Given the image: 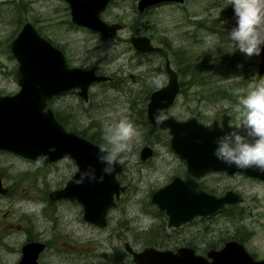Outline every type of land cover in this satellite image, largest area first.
I'll return each mask as SVG.
<instances>
[{
	"label": "rangeland",
	"instance_id": "obj_1",
	"mask_svg": "<svg viewBox=\"0 0 264 264\" xmlns=\"http://www.w3.org/2000/svg\"><path fill=\"white\" fill-rule=\"evenodd\" d=\"M136 1L111 0L104 17L124 26L115 36H101L100 40L85 31H69L70 28L62 21L65 18L64 4L58 0H0L1 89L13 91L18 87L12 73L17 61L9 48L10 40L22 24V21L17 24L15 20L18 11L22 18L27 14L35 19L40 18L47 31L44 32L62 44L71 58L75 57L71 63L88 66L87 63L100 60L101 72L114 76L121 73L125 80L119 84L125 86L132 82L128 76V73H132L136 82L131 84L137 91L127 97L122 85L118 88H111L110 84L101 85V96L96 94L92 95L93 100L89 98L92 102L90 115L81 112L83 116H78L77 111L67 112V106L78 101V97L73 98V93H61L50 102L71 129L76 125L78 131L84 132L87 126L85 122L91 119L92 127L88 133L99 132L101 140H105L106 130L120 119L130 120L136 128V135L117 156L123 164L117 178L126 187L116 198L115 205L109 208L106 226L99 227L85 221L81 205L77 202L64 198L49 199L48 192L62 187L76 168L70 159L62 158L37 166L36 160L0 150V175L3 185L7 187L6 193H0V264H16L21 255L20 246L28 236L46 242V248L39 257L40 264H135L126 252L124 242L129 241L135 249L141 248L143 245L135 243L131 233L135 236L139 229L161 222L157 219L159 207L151 201V193L168 182L172 175L178 174L181 163L178 154L170 147L167 130L156 129L155 134L146 137L148 126L145 122L139 126L130 118L132 115L119 116L131 110L128 101L138 99L140 93L142 96L140 90L146 80L147 83L157 82V77H162L158 85L166 83V72L157 67L164 69V61L168 57L176 69L171 49L173 51L178 46L177 52L184 51L179 60L186 61L185 55L194 63L207 58L209 67L201 74L205 80L203 86L199 83L188 86L187 77L179 75V80H185V84H182L171 108L175 117L190 116L196 112V106L202 105V118L210 122L216 116L215 111L225 110L230 104L227 99L217 95L219 85L233 79L248 80L254 75L251 70L257 76L254 66L235 64L239 59L242 63L247 55L236 51L228 40V33L236 27L234 8L229 0L163 2L141 13L136 8ZM19 5L27 7L26 11L23 10L25 15L18 10ZM132 30L150 35L161 52L141 56V61H138L128 40ZM80 55L81 58H78ZM260 78H264V75ZM252 85L254 82H250L247 89ZM244 88L239 89V93H246ZM97 89V85L91 88L92 91ZM235 115L236 118L241 117L240 112ZM145 144L153 147L154 154L141 161L139 150ZM104 145L112 148L107 142ZM214 178V174L208 173L200 179L209 191L223 190L227 182L215 181ZM243 179L242 175L237 174L231 180V185L243 197L242 203L236 207L239 212H235L232 221L229 214L220 213L214 229L220 233L217 234L219 239H227L237 223L244 224L250 228L249 234L253 235L250 238L251 248L264 255L263 190L258 184H252L251 179H248L249 182L245 180L246 183ZM197 222L195 228L201 234L206 221ZM183 229H190V226L186 225ZM180 238L182 236L179 235Z\"/></svg>",
	"mask_w": 264,
	"mask_h": 264
},
{
	"label": "water",
	"instance_id": "obj_2",
	"mask_svg": "<svg viewBox=\"0 0 264 264\" xmlns=\"http://www.w3.org/2000/svg\"><path fill=\"white\" fill-rule=\"evenodd\" d=\"M68 1L71 4L74 21L81 25L101 30L105 36L115 34L121 27V23H107L102 18L100 20L97 15L93 16L96 9L94 4H91L92 14L81 17L79 15L84 14L81 13V8L87 7V4L85 2L82 4L80 0ZM107 1L101 0V10ZM161 1L182 3L184 0H138L137 6L142 10L147 5ZM130 40L135 48L142 51L159 48L152 45L146 35H133ZM10 48L19 66V89L12 94H0V149L33 160L41 154H46L48 159L43 164L62 158H72L76 170L62 187L50 190L48 197L51 200L61 198L77 200L82 205V216L85 220L105 226L108 209L115 205V199L126 187L116 177L122 164L118 162L111 175L103 174L101 169L104 165L97 160L101 145L67 130L56 118L53 110L47 106V101L55 94L72 87H77L79 94L86 97L88 85L93 80H105L109 76L96 74L93 69L69 66L63 52L41 36L29 21L23 24L11 40ZM260 57L259 71L262 72L264 45H261ZM165 71L168 75L167 81L151 91L146 113L153 127L168 129L170 147L185 160L186 170L190 175L185 178L174 176L169 182L152 191L151 201L164 210L168 217V225L178 226L195 215L209 214L225 203L241 200L240 195L232 190L221 195L208 192L199 186L195 177L211 170H225L242 171L251 176L264 178V172L252 168L239 169L235 165L229 166L218 161L213 155L216 138L223 135V132L231 131L228 126L232 125L226 123L225 118L221 123L214 121L205 124L196 116L177 119L171 114L169 107L177 96L180 85L177 71L169 60H166ZM158 109H165L169 117L162 125H156L154 120ZM52 148L55 151H50ZM151 151L149 145L143 146L140 157L147 158ZM90 167L95 169L97 179L76 184L75 181L80 178V174ZM101 175L102 181L99 179ZM6 192L7 187L3 185L0 177V193ZM44 246L41 240L23 243L17 264H39L37 258ZM125 246L136 264H200L201 261L199 255H196L191 247L186 246H180L176 250L159 249L154 246L133 250L127 242ZM208 255L212 256L213 260L207 264H264V258L254 259L243 244L236 240L226 241L222 248L211 250Z\"/></svg>",
	"mask_w": 264,
	"mask_h": 264
},
{
	"label": "flooded vegetation",
	"instance_id": "obj_3",
	"mask_svg": "<svg viewBox=\"0 0 264 264\" xmlns=\"http://www.w3.org/2000/svg\"><path fill=\"white\" fill-rule=\"evenodd\" d=\"M58 1H60L61 3L64 4L63 7L61 5V7L63 9V14L65 16V18L62 21H63V23H65L67 25L68 28H70L69 31H72V29H75L77 31L78 30L85 31L88 34H90L92 37L100 38V40H101V36L103 38H111V37L115 36L117 34V32H119L123 28V26H124L123 23H121V27L119 29H117V31H116L115 34L105 36L104 34L101 33V30H95V29H92V28H90L88 26L81 25V24L75 22L74 21V18H73V14H72L71 4H70V2L68 0H58ZM80 1H82V4L85 2L87 4V7H84L83 6V8H81V13H84V14H80L79 16H81V17H83V16L84 17H88V14L91 15L92 14L91 12L93 11V8H91V4H94L95 7H96V9H95V13L93 14V16L97 15V17L100 20L102 18L107 23H120L118 21H110V20H108V19H106L104 17V13L107 12L106 10H107V8L110 5L111 0H108L107 1L105 7L102 10H101V0H80ZM87 1H90V2H87ZM137 1H136V8H137V10L140 13L143 12V11H145V10H147L148 7L154 6V5L159 4V3H163V2H176V1H161V2H158V3H155V4L147 5L142 10H140L138 8V6H137ZM24 9H25V11L27 10V7L25 5L24 6H20L19 5V8H18L19 11H21L23 13V10ZM17 13L18 14H17L16 19H15L16 22H17V24H20L21 21H22V24H21L19 30L22 28L23 24L26 21H29L34 26V28L37 30V32L41 36H43L46 39H48L53 45H55L56 47H58L63 52V54L65 56V59H66V61H67V63H68L69 66H80V67H83V68L93 69L96 74H99V75L105 74V75H108L109 76V78L108 79H105V80H101V79L100 80H93L88 85L86 97H83V96H81L79 94V89L77 87H72V88L67 89L65 91H61L58 94H55L54 96H52L49 99L50 101L55 96H57V95H59L61 93H73V95H72L73 98L75 96L78 97V101H77V104L74 103L70 107L68 105L67 106V112H69V113L70 112L71 113H75L77 111V115L78 116H83V113H86L87 115H90L89 114V106L92 104V102H91V100L89 98H91L92 95L93 96H95L96 94L100 95L101 85L104 86L106 84H110V87L111 88H112V86L118 88L119 85L120 86L122 85V84H119V83L123 82L125 80V77H123V75L121 73H119V72L115 76H114V74H106V73L101 72V62H100V60H97L96 62L87 63L86 65H88V66L82 65L81 62H79L81 64L71 63V61L74 60L75 57H72L73 58L72 59L66 53V50L64 49V47H63L62 44H60L53 37H51V36H49V35H47L45 33L47 31H46L43 23H41L40 18L35 19L31 15H28V14L25 15L24 13L23 14L25 16L22 18V14L20 12H18V11H17ZM43 27H44V30H43ZM19 30L17 31V33L19 32ZM15 35L13 36V38L15 37ZM133 35H146V36L149 37V40H150L151 44L152 45H154V44L152 42V38L150 37V35H147L145 33H143V34L136 33L135 30H132V34L129 35L128 40L130 42V47L133 48L134 51H135V54L136 55L134 57H136L138 59V61H141V56H145V55H148V54L154 53V52H156V53L161 52V50H159V48L156 49V50H151V51H142V50H139V49L135 48L132 45L131 40H130V37L133 36ZM11 40H10V42H11ZM155 46H157V45H155ZM9 48H10V43H9ZM238 50L239 49L236 48V51H238ZM10 52H11V48H10ZM78 58H81V55L78 56ZM244 59H243V62L241 64V66H250L251 68H252V66H254L253 69L256 68V75H257V76H254L255 75V72L253 70H251L252 73L254 74L253 75L254 77L251 76V77L248 78V80L247 79H242V82H243L242 84L245 86V88H244L245 90L244 91L247 93V91L249 90V89H247L248 86H249V83L250 82H254V84L258 83L259 80L261 79L260 76L261 75H264V70L262 72L259 71V66L261 64V57H260V55L259 56L253 55L250 58H249V56H247ZM166 60H169V62L171 64L170 59L168 57H166L165 58V61H164V71H165ZM157 69H159V68H157ZM12 73H13L14 80L18 84V77H19V66H18V63H17L16 68L12 70ZM128 76L130 77V81H132L131 83L136 82V78H134V74L128 73ZM178 79H179V75H178ZM235 80H239V79H235ZM147 81L148 80H146V81L143 82L144 87H143L142 90H140L142 92V96H141V93H140V97L138 99H132L131 101H128L129 102V107H130L131 110L129 112H125V113L119 115V116L122 115L123 118L125 116L130 117L129 115H132V117H130V118L133 121H135L139 126H141L142 123L145 122L146 125L148 126V129L145 132L146 137H148V136H150L152 134H155L156 133V129H164V130H167L168 131L167 128H155V127H153V125L148 120L147 113H146V109H147V103L149 101L150 93H151V91L153 89L160 87V85L154 87L153 89H151L150 93L147 94L145 92V84H147ZM131 83L130 84H126V86L125 85H122L123 86L122 87L123 93L127 97H130L129 96L130 93L137 92L135 90V88L133 87V84H131ZM156 84L158 85V83H156ZM95 85L98 86V89L96 91H92L91 88L93 86H95ZM179 85H180V83H179ZM18 89H19V85H18L17 89L16 90H13V91H6V90L0 88V94L1 95H4V94H12V93H15ZM98 90H99V92H98ZM127 90H128V93H127ZM179 90H180V88H179ZM246 93H239V94L230 95V96L229 95L228 96H222V98L223 99H227L230 104L227 106V108H225V110L215 111L214 114L216 116L213 117L210 122H208V120H205V119L202 118L204 116V115H202V109H203L202 105L196 106L197 107L196 112L194 114L190 115V116H196L199 121H201V122H203L205 124H211L214 121H217V123H221L222 120L225 118L226 123H228V124H230L232 126H235V125H237L240 122V117L239 118H236V115H235L237 112H239L237 110L238 109V100H239L240 95L246 94ZM91 99L93 100V98H91ZM99 100H100V103H101V98ZM48 101H47V106L50 107L53 110V112H54L55 109L53 107H51V106L48 105ZM173 103H174V101H173ZM173 103L169 107V111L170 112H171V108L173 106ZM90 108H91V106H90ZM205 109H206V107H205ZM79 110H80V112H79ZM81 112H83V113H81ZM190 116H187L185 118H179V117H175V116L174 117L177 118V119H186V118H188ZM90 120L91 119H88L85 122V123H87V126L84 129L85 130L84 132L78 131L77 130L78 126H76V125H74L75 128L73 127V130L72 129H68V128H66V129L67 130H70V131H74V132L78 133L79 135H81L83 137H86L87 139H89V140H91V141H93V142H95V143H97L99 145H103V144H101V141L102 142H105V143H106V141L105 140H101V134H99V132H97V133L93 132L91 134L88 133V130L92 127V125L90 126ZM74 129H76V130H74ZM80 129H82V126H81ZM150 141H152V139ZM145 145H149V144H145ZM145 145H143V146H145ZM104 146L107 147V148H109L106 145H104ZM150 147L152 149L150 156H152L154 154V151H153V147L152 146H150ZM142 148L143 147H141L140 150H139V157H140V152H141V149ZM0 150H2V151H8V150H3V149H0ZM150 156H148V157H150ZM147 158L142 159L140 157L141 161H144V160L146 161ZM68 159H70L75 164V162H74V160L72 158H69L68 157ZM117 160L120 161L118 158H117ZM180 163H181V165H180V168H179V171H178L179 173L172 175V177L170 178V180L174 176H176V175L181 176L183 178H185L187 175H190L187 172V170H186L185 160L182 159L181 157H180ZM121 164H122V162H121ZM75 166H76V164H75ZM122 167H123V164H122ZM75 170H76V168L74 169V171ZM74 171H73V173H74ZM208 173H212V174L215 175V178H214L215 181L216 180L217 181H223L224 180V183L227 182V184L224 185V189L223 190H214V191L211 190V191H209L210 189H206L204 187V184H203V182H202V180L200 178L202 176L208 174ZM237 174H240V175L243 176V178H244L243 181L246 180L247 182H249L248 179H251L252 180V182H251L252 184H258L261 187V189L263 190V194H264V178L263 177L251 176V175H248V174H246V173H244L242 171H233V172H227L225 170H211V171H208V172H206V173H204L202 175H199V176L195 177V179L197 180V182L199 183V186L201 188H203L204 190H206L208 192H211V193H213L215 195H221V194H224L228 190H232L234 192H237L240 195L241 200H237V201L225 203L222 206H220L219 208H217L216 210H214L212 213H209V214H205V215H199L198 214V215H195L190 220H188L186 222H183V223H181L178 226L168 225V217H167V215L165 214L164 210L158 208V212H157V217L158 218L157 219L158 220H161V222L159 224H156L155 226H152V227H149V228L139 229L138 234H135L134 233L135 236L133 235V233H131L132 236H133V240L135 241V243H139V244L141 243L143 246L141 248L135 249L133 247V245L129 241H125L124 242V248H125L126 252L132 258L131 252L126 249V246H125L126 245V242L131 246V248L133 250H141L145 246H154V247L159 248V249H167L168 248V249L176 250L180 246H186V247H191L193 249L194 253L196 255H199L200 260H201L200 261V264H207L209 262H212V260H213L212 256L208 255V252L209 251H211V250H218V249L222 248L224 246V244L226 243V241L236 240V241L241 242L243 244V247L253 256L254 259L259 260V259L264 258V255L263 254L257 253L255 250H253L251 248L252 245L250 243V238H252L253 235L251 236L249 234L250 233L249 232V229L250 228L246 227L244 224H241L240 222L237 223V226L234 227V229H232V232H231V234L229 235V237L227 239H225L223 237L219 239V237H218L217 234H220V233L217 232L214 229V224H215L216 218H217V216L220 213H222V214H224V213L229 214L231 216L230 218H231V221H232V217L235 215V212H237V211L239 212V210L236 209V207L238 208V205L240 203H242L243 197L241 195V192L235 190L234 187L231 185V180ZM0 177L2 179V176L1 175H0ZM116 177H117V174H116ZM246 181H245V183H246ZM2 183H3V179H2ZM240 183H241V181H240ZM64 200H68V201H71V202H77L79 205H81V203H79L75 199H64ZM115 201H116V199H115ZM81 208H82V205H81ZM107 213H108V211H107ZM82 214H83V208H82ZM82 218H83V216H82ZM106 219H107V214H106ZM198 220H200V221H206L205 222V225L203 226V231H202L201 234H200L199 230L195 228L196 224H198V222H197ZM85 221H87V220H85ZM88 222H90V221H88ZM107 222H108V220H107ZM90 223L101 227V225L95 224L93 222H90ZM232 224H233V222H232ZM235 224L236 223H234V226H235ZM186 225H189L190 226V229H183L182 230V227H184ZM157 226L158 227L161 226V228H158ZM127 229H128V227H127ZM179 235L182 236V238L179 239ZM176 236H178V238ZM207 237H209L208 240H207ZM30 240H39V239L32 238L31 236H28L26 238V241L25 242L30 241ZM178 240H181V241L178 242ZM172 241H173V243L171 244ZM43 242H44L45 246L40 251V253L38 255V258H37L38 262H39L40 254L46 248V242L45 241H43ZM166 245H167V247H165ZM20 251H21V246H20ZM100 257H101V251H100ZM18 260H17V262H18ZM17 262H16V264H17ZM39 264H40V262H39Z\"/></svg>",
	"mask_w": 264,
	"mask_h": 264
},
{
	"label": "clouds",
	"instance_id": "obj_4",
	"mask_svg": "<svg viewBox=\"0 0 264 264\" xmlns=\"http://www.w3.org/2000/svg\"><path fill=\"white\" fill-rule=\"evenodd\" d=\"M229 4L234 8L236 27L228 33V40L247 56H259L261 45H264V0H229ZM160 79L162 77H157V83ZM237 110L241 113L240 122L228 126L231 131L223 132L221 128L223 135L216 138L213 155L229 166L264 172V78L252 85L246 94L240 95ZM168 119L165 109H158L154 116L156 125H162ZM135 135L136 128L128 119H120L106 130L104 139L112 148L99 147L97 160L104 165L101 169L103 174L111 175L114 172L115 165L122 162L117 161L118 154L127 148ZM47 159L46 154L39 155L36 158L37 166ZM96 179L95 169L90 167L80 174L75 183ZM99 179L102 181L103 175Z\"/></svg>",
	"mask_w": 264,
	"mask_h": 264
},
{
	"label": "trees",
	"instance_id": "obj_5",
	"mask_svg": "<svg viewBox=\"0 0 264 264\" xmlns=\"http://www.w3.org/2000/svg\"><path fill=\"white\" fill-rule=\"evenodd\" d=\"M178 48H179V46H178ZM178 48L174 49L173 51L171 49V53L173 56V62L175 63L177 74L183 78L187 77L186 83L188 86L194 85L197 83H199V85L203 86V83H205V80L202 78L204 75H201V74H203L204 72H206L208 70L209 65L207 64L208 63L207 58L206 59L203 58V60L198 59L194 63V62L189 61V59L187 58V55H185L186 61H181V60H179L180 55H182L184 53V51L177 52ZM234 62H235V60H234ZM202 63H204V65ZM235 64L241 65L242 63L239 59V61L237 60L235 62ZM242 67H245V66H242ZM157 68H159V67H157ZM158 70L161 71L164 69L159 68ZM156 83L157 82H155V80H154V81H151L150 83L145 84V92L147 94H149L151 89H153L156 86H159ZM179 83H180V90H181V86H182V84H185V80H179ZM242 83H243L242 79H239V80L233 79L228 83H224V84L219 85L218 91L216 93H217V95H219L221 97L227 96V95L230 96V95L239 94V89H242L244 87V85ZM50 102L51 101L49 100L48 101L49 106H51ZM54 113H55L56 118L62 123V125L65 128L71 129L68 127L67 121L64 119V117L62 116V114L58 110L55 109ZM74 130H76V129H74ZM101 144L104 145L105 143L101 141Z\"/></svg>",
	"mask_w": 264,
	"mask_h": 264
}]
</instances>
